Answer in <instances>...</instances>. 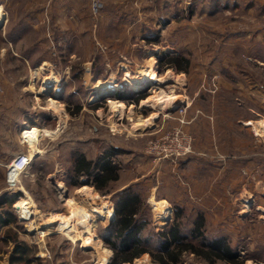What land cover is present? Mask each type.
I'll return each mask as SVG.
<instances>
[{
    "label": "rangeland",
    "instance_id": "rangeland-1",
    "mask_svg": "<svg viewBox=\"0 0 264 264\" xmlns=\"http://www.w3.org/2000/svg\"><path fill=\"white\" fill-rule=\"evenodd\" d=\"M93 3L98 5L95 12ZM0 5L4 13L0 29V200L16 198L10 208L0 207V213L8 210L15 216L13 223L0 225V264H8L13 247L1 240L8 228L36 249L40 264L97 262L96 254L82 248L80 238L70 234L77 230L68 218L70 203L88 208L106 201L114 209L115 204L112 195L92 184L83 182L74 187L69 183L75 153L91 159L111 148H121V157L128 158L129 147H135L148 155V140L175 130L191 137L193 150V136L183 128L177 108L171 106L158 113L152 126L143 131L129 130L138 116L148 118L158 111L140 105L152 94L151 86L135 90L126 81V73L134 75L150 58L155 59L157 73L169 70L182 76V84L173 88L175 95L197 92L199 87L200 92L215 88L221 93L223 118H227L225 111L236 117L232 125L223 122V143L229 144L230 137L242 153L252 143L256 154L264 157V125L254 127L257 122L264 124V0H0ZM162 53L186 57L187 71L167 68ZM47 78L53 83L45 90L42 84ZM99 80L114 81L120 90L129 88L133 99L111 97L115 91L91 101ZM136 95L143 97L135 101ZM176 97L181 102L182 97ZM50 98L62 106L60 114L49 109ZM109 100H120L126 108L132 106L133 115L127 114L128 109L122 116L113 114ZM204 101L207 99L202 96L201 104ZM77 106L79 111L74 113ZM23 152L33 159L14 188H9L8 165ZM148 156L153 163L170 162ZM243 157L232 159L231 175L223 169L215 205L207 200L209 205L200 209L185 207L180 198L172 200L169 194V201L165 200L168 216L158 219L150 198L149 202L145 198L143 214L148 225L144 236L149 239L148 246L155 249L159 245L155 233L166 230L180 208L178 222L183 235L201 247L202 239L190 238L194 220L201 214L204 241L223 238L237 257L233 263H207L184 253L179 264H264V167L247 182ZM56 182L65 184L64 192ZM141 184L148 193L151 181ZM88 186L91 192L87 196L82 188ZM26 194L42 217L19 214L14 205ZM151 197L160 200L159 195ZM106 210L110 215L108 206ZM50 214L63 217L57 227L50 225L43 236L40 231L46 226L30 229L32 224L44 225ZM97 219L106 222L108 218L96 217L94 224V234L107 250L102 263L108 264L112 251L102 234L110 225L103 227ZM132 263L156 264L149 253Z\"/></svg>",
    "mask_w": 264,
    "mask_h": 264
},
{
    "label": "crops",
    "instance_id": "crops-1",
    "mask_svg": "<svg viewBox=\"0 0 264 264\" xmlns=\"http://www.w3.org/2000/svg\"><path fill=\"white\" fill-rule=\"evenodd\" d=\"M200 90L199 87L197 92L187 94L183 92L176 95L182 97V100L176 101L178 103L175 109L177 108L183 120V128L193 136L192 152L178 162L153 163L140 148L129 147L128 158H122L123 150L117 148L120 152L110 157L117 167L115 170L117 177L108 182L100 192L112 195L114 204L118 196L128 190L137 193L143 200L147 198L146 202H149L151 196L156 195L160 196V200L169 201V194H172V200L176 198V201L180 198L182 206H195L200 209L209 205L207 200H210V205H215L216 200L219 199L217 193L221 188L223 169L228 175L232 174L233 158L244 155L246 169L243 171L247 175V182L250 177L254 178L259 167H264V157L256 154L252 149V143L249 145L250 148L248 146L247 149L245 148V153H242L244 151L239 149L238 144L232 142L230 137L229 144L223 143V136L226 134V131H223V122L225 126L232 125L231 121H235L236 117H233L231 112L225 111L227 118H223L222 96H220L221 93L216 92L215 88L203 89L205 93ZM199 92L203 98L207 99L203 102V109L202 96L198 95ZM249 136L253 141L254 138L250 133ZM86 158L90 159L88 156ZM95 158L91 157V159ZM141 181H151L148 193H145V189L143 190ZM170 181L174 186L169 185L172 183ZM83 182L92 184V178L87 182V177L82 172L76 176L74 169H71L69 183L75 187Z\"/></svg>",
    "mask_w": 264,
    "mask_h": 264
},
{
    "label": "trees",
    "instance_id": "trees-1",
    "mask_svg": "<svg viewBox=\"0 0 264 264\" xmlns=\"http://www.w3.org/2000/svg\"><path fill=\"white\" fill-rule=\"evenodd\" d=\"M165 57V65L177 72H186L189 60L180 55L171 56L169 53H162ZM95 77V76H94ZM96 79V77L94 78ZM130 89L124 87L123 90L116 91L111 97L122 101L130 98ZM135 101L142 98V95H136ZM133 101V100H132ZM97 105V104H95ZM79 106L75 108L74 113L79 111ZM120 149L111 148L106 150L98 158L87 159L82 153H75L74 173L77 176L83 173L87 177V182L92 178V186L100 191L111 180H115L116 165L112 163L110 157ZM76 185V183H74ZM14 198H4L0 200V207L10 208L15 201ZM144 201L137 193L128 190L118 196L115 202V217L102 234V239L112 251L108 264L131 263L143 253H149L152 261L156 264H179L180 258L184 253H192L202 258L207 263H213L215 260L233 263L237 254L233 253L230 246L223 238H215L209 242L204 241V218L198 214L193 223L190 238L193 240L202 239L201 247L195 245L186 235L181 233L178 218L182 215V209L177 208L175 217L171 225L164 231H158L155 236L159 239V245L153 249L149 247V239L144 236V230L148 221L144 217ZM15 221V216L10 211L0 213V225L8 226ZM2 242L12 243V251L8 264H40V259L35 255L36 249L29 246L26 242L19 240L17 234L11 229H6Z\"/></svg>",
    "mask_w": 264,
    "mask_h": 264
},
{
    "label": "bare ground",
    "instance_id": "bare-ground-1",
    "mask_svg": "<svg viewBox=\"0 0 264 264\" xmlns=\"http://www.w3.org/2000/svg\"><path fill=\"white\" fill-rule=\"evenodd\" d=\"M4 13L2 11V6L0 5V24L3 22ZM146 66L140 67L134 75L126 73V81L130 87L135 90L144 89L145 87L151 86L152 94L146 99L140 102L141 106H151L158 111L152 112L148 118H143L138 116L135 121L130 125V131H143L144 129L152 126L154 119L157 118L159 112H166L170 110V106L175 108L177 106L176 95L173 93V88L178 84H182V76H178L170 72L169 70L164 74H159L155 68V59L150 58L147 61ZM37 74V73H36ZM51 79L47 78L43 81V87L45 90L52 87ZM171 83V84H170ZM168 84V85H164ZM170 84V85H169ZM164 85V86H163ZM166 88L169 89L167 91ZM95 93L91 96L90 100H98L100 96H105L107 94H112L117 90H120L121 87L117 85L114 81H98L94 85ZM181 101V100H180ZM109 108L113 114L122 116L126 109H128L127 114L129 116L133 115V107L130 106L126 108L125 104L120 100H109ZM48 107L56 114H60L62 111V106L60 103L52 98L48 99ZM253 124V123H252ZM263 121L254 123V127H262ZM56 186L62 191H65L64 185L62 182H56ZM82 192L84 195H90V188L83 187ZM150 203L152 210L155 216L158 219H164L168 216L169 207L166 201L164 200H155L153 197H150ZM15 208L22 216H34L40 217L41 213L35 206L31 198L26 194L21 197L16 203ZM107 204L105 202L100 204H94L90 207H83L77 205L75 202L70 203V212L69 220L74 223L76 226V233L73 237L80 238L81 246L85 249H91L97 256V262L95 264H103L102 260L105 259L107 250L102 246L99 238L94 234V224L96 217L109 218L108 212L106 210ZM108 215V216H107ZM42 217V216H41ZM62 216L58 214H50L47 216V220L43 222L44 225L32 224V230H38L42 226L46 228L40 231L41 236L45 235L51 229L50 225H55L57 227L58 223L62 222ZM33 221V220H32Z\"/></svg>",
    "mask_w": 264,
    "mask_h": 264
},
{
    "label": "built area",
    "instance_id": "built-area-1",
    "mask_svg": "<svg viewBox=\"0 0 264 264\" xmlns=\"http://www.w3.org/2000/svg\"><path fill=\"white\" fill-rule=\"evenodd\" d=\"M97 6L98 5L96 3L92 4L93 12L97 10ZM145 152L152 156L154 160L174 162L192 152V139L189 135L184 134L182 131L175 130L160 139L148 140ZM32 159L33 157H31L28 152L20 153L12 159L7 169V181L12 185L11 188H14L17 184L19 181V175L30 166ZM105 203L110 208L111 215L106 222L97 219L103 227L109 226L111 220L115 217V209L111 203L106 201ZM38 236H40L39 233Z\"/></svg>",
    "mask_w": 264,
    "mask_h": 264
},
{
    "label": "water",
    "instance_id": "water-1",
    "mask_svg": "<svg viewBox=\"0 0 264 264\" xmlns=\"http://www.w3.org/2000/svg\"><path fill=\"white\" fill-rule=\"evenodd\" d=\"M2 24H3V23L0 24V29H1V27H2ZM7 183H8V186H9V188H10L12 185H11L8 181H7ZM112 221H113V219L111 220V222H110L109 225H111Z\"/></svg>",
    "mask_w": 264,
    "mask_h": 264
}]
</instances>
